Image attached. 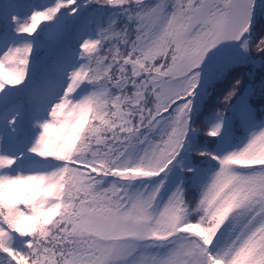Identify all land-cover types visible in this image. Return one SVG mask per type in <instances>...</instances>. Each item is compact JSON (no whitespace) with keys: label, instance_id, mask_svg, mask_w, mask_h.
I'll use <instances>...</instances> for the list:
<instances>
[{"label":"snow or ice","instance_id":"6c2138e0","mask_svg":"<svg viewBox=\"0 0 264 264\" xmlns=\"http://www.w3.org/2000/svg\"><path fill=\"white\" fill-rule=\"evenodd\" d=\"M11 3L27 14L0 6V264H264V0ZM93 5L118 9L95 38L56 22ZM237 64L247 82L205 130L200 104ZM229 110L246 142L199 150Z\"/></svg>","mask_w":264,"mask_h":264},{"label":"trees","instance_id":"16d2710c","mask_svg":"<svg viewBox=\"0 0 264 264\" xmlns=\"http://www.w3.org/2000/svg\"><path fill=\"white\" fill-rule=\"evenodd\" d=\"M24 3L32 4L37 7L48 5L54 0H22ZM77 3H82V0H77ZM0 6H2V11L7 14L10 11H18L21 15L27 14L23 8H15L13 7L11 0H0ZM118 13V9H108L101 8L99 6H89L87 8L78 9V15L76 17L68 16L65 13L62 17H60L57 23H61L64 25H79L83 20H89L91 23L88 25L87 29L83 32L81 39L83 38H95L96 36V23L101 21L104 18H107L110 14ZM46 23V21H40L38 26L42 28ZM255 27L257 29V35L260 34L261 30H264V16L259 17L255 20ZM25 39H30L27 37H15L13 36V43H20ZM72 51L69 53L70 59V67H77L81 63L77 60V56L79 55L78 46L75 44L70 45ZM233 51H236L234 48ZM88 55V53H86ZM215 64V61H213ZM252 71V66L250 64H237L227 70V79L223 83H218L214 90H210L209 95L205 97L200 104L199 112L196 113V121L201 124L205 130L210 129L216 124V119L214 113L217 108L222 107L219 104V99H222L223 93L227 86V83L232 79L237 78L241 75L245 76V82H247V73ZM256 73L259 77H264V69H256ZM259 103H264V101H260ZM226 121L224 128L221 132V135L216 138L204 137L203 135H198L195 138V145L199 150H207L216 153L219 156H222L226 152H230L232 150H237L243 146L246 142L247 135L243 131V129H237L235 126L230 127V122L232 121L233 112L229 110L225 113ZM258 118H264V113H259ZM190 162H194L191 158H186L184 164L187 165ZM217 167L215 161L202 159L199 162V169L201 173L206 171H213ZM180 176L179 170L173 168L171 179L169 181L170 186L174 185L177 178ZM139 183V182H137ZM197 188L191 184L190 181L186 180L185 184V195L189 199L195 197Z\"/></svg>","mask_w":264,"mask_h":264},{"label":"rangeland","instance_id":"374dc122","mask_svg":"<svg viewBox=\"0 0 264 264\" xmlns=\"http://www.w3.org/2000/svg\"><path fill=\"white\" fill-rule=\"evenodd\" d=\"M209 55H211V53Z\"/></svg>","mask_w":264,"mask_h":264}]
</instances>
